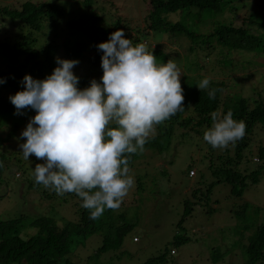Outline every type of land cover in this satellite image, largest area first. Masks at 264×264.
<instances>
[{
  "label": "trees",
  "instance_id": "obj_1",
  "mask_svg": "<svg viewBox=\"0 0 264 264\" xmlns=\"http://www.w3.org/2000/svg\"><path fill=\"white\" fill-rule=\"evenodd\" d=\"M226 1L150 0L151 8L144 16L148 29L138 30L136 28L134 35L131 34L129 25L125 23L128 20L126 18L119 16L109 25L95 24L94 21L100 17L94 15L67 19L65 7L53 1L37 3L26 0L19 8L2 6L0 8L1 19L5 18L12 22L15 26L13 29L15 33L0 41V64H2L0 65V79L5 81L0 84V126L7 121L11 122L6 135L2 137L0 134V183L5 180L6 172L13 175L15 169L11 168L22 161V153L16 149H9L10 146L5 145L4 142L13 139L20 124L26 118L35 115V110L32 109H25L22 110V114H17L9 96L23 90L21 81L25 74H29L34 79H44L57 67L55 57L59 48L56 42L57 37L61 34L65 36L61 46L67 58L79 60L86 56L90 62V71L79 77V88L87 87L91 79L99 80L102 76V50H98L97 45L107 41L110 33L118 28H122L125 38L131 39L134 44L140 41L141 35L147 34L146 31L158 30L173 35L174 33L184 35L190 41V55L196 52V54L203 53L209 56L213 50H217L216 53L223 56L219 63L224 66L225 63L231 64L234 61L233 52H248L253 56H263L264 9L262 8H259V11L263 17L249 12L246 16L247 21L244 19V24L241 26H235L232 22L222 20L214 23V27L206 33H197L195 30L187 28L180 20L172 21L166 19L164 15V13L174 12H180L182 15H188L191 12H196V14L204 12L206 15H216L217 17L224 11L223 4ZM83 3L86 6H91L95 4V1L83 0ZM234 7L237 5L232 2L231 11L233 12L235 11ZM198 18L197 21H201V16ZM9 31L10 29L0 27V33ZM85 32H92L95 36L90 40L81 38L80 35ZM50 34H52V38L48 39ZM162 53L164 52L159 48L153 49L157 61L163 59ZM243 60L252 65H263V62L260 63L252 57ZM186 61L184 68L196 72V74L189 75L188 79L180 80L184 90V110L156 125V131L146 142L143 152L128 154L129 169L134 164H140L143 160L150 159V163H152V159H154L156 163L160 160L158 156L170 149L171 142L174 141L177 134L193 133L203 142L201 149L206 147L207 152L204 157L205 160H208L207 166L215 176V181L228 184L231 195L240 196L246 186L264 179V144H253L255 128L258 125L264 126V89L258 90L254 86L249 95H243L242 90L229 93L228 89L232 86L228 83V71L224 72L226 76L223 79H215L201 72L204 63L198 60L196 62L186 59ZM241 62L244 63V61ZM196 66H198L197 71ZM27 67L28 69H26ZM250 76L243 75L242 78L247 79ZM206 77L210 80L209 87L217 89L215 99H209L206 89L199 90L196 87ZM4 89L9 91L7 96L1 95V91ZM229 111L232 112L234 119L242 120L246 124L245 135L235 145H229L224 149H214L204 141V133L212 126L213 114L223 116ZM253 148L256 149L259 157L256 165L250 164L249 161L252 160L247 157ZM188 170L189 174L192 169L189 167ZM34 179L27 180L30 187L39 186ZM137 182L141 184L139 179ZM208 185L211 187L213 183ZM42 191L46 198H49L50 194H56L53 190L51 193L46 189ZM190 191H192L191 196L184 199L183 211L176 225L179 228L182 227L186 217L193 212L194 206L202 204L198 203L202 197L198 196L197 190L192 187ZM208 195L209 191L203 197L206 198ZM66 196L72 197L74 201L76 219L64 223L59 221L60 224L57 215H37L31 222L36 226L37 231L27 238L15 233L17 224L23 220L22 215L8 220L0 219V264H71L69 258L71 252L80 244H84L86 239L94 233L102 236V243L96 252H107L120 247L124 235L135 222L134 218L131 219L127 216L133 212L130 207L120 205L117 209H106L101 217L92 220L89 218V210L81 206L82 201L76 194L65 193L64 198ZM248 206V203H243L239 211H243ZM213 209L214 207H209L208 210ZM241 230L239 231L242 234L241 239L245 231L249 232L245 235L246 242L241 240L244 258L237 264H264V221L253 220ZM187 238L184 234L178 233L174 242H182ZM166 254L167 251L149 258L142 264H160L166 260ZM220 256V253H213L211 259L216 261Z\"/></svg>",
  "mask_w": 264,
  "mask_h": 264
},
{
  "label": "rangeland",
  "instance_id": "obj_2",
  "mask_svg": "<svg viewBox=\"0 0 264 264\" xmlns=\"http://www.w3.org/2000/svg\"><path fill=\"white\" fill-rule=\"evenodd\" d=\"M24 1L26 0H0V8L4 5L19 8ZM30 1L60 3L67 11V19L83 15L100 17L94 21L97 25H109L120 16L128 19L125 23L129 25L132 35L135 34L136 28L138 30L148 29L144 16L151 8L150 0H94L95 4L91 6H86L83 0ZM232 2L237 5L234 7V12L231 11ZM259 8L264 9V0H227L223 4L224 11L217 17L206 15L204 12L199 14L191 12L188 15L174 12L164 13V15L166 19L172 21L180 20L187 28L197 33H206L214 27L217 21L224 20L232 22L235 26H241L245 20L247 21L246 16L249 12L263 17ZM200 16L201 21H197ZM1 18L0 16V27L10 29V31L0 33V41L15 33L13 23ZM146 33L141 35L140 41L135 44L144 43L149 50L153 45V49H161L164 52L162 53L163 59L157 61L158 63L167 62L170 59L175 60L181 73L180 80L188 79L189 75L196 74L184 68L186 59H189L204 63L201 72L211 78L223 79L226 76L224 72L228 71V83L232 86L228 89L229 91L227 90L229 93L242 90L243 95H249L254 86L258 90L264 89V55L253 56L248 52H233L234 61L231 64L225 63L224 66L219 63L223 56L217 54V50H213L209 56L203 53L196 54V52L190 55V41L184 35L176 33L173 35L158 30L146 31ZM94 36L92 32L80 35L86 40ZM51 38L52 34L48 39ZM63 38H65L64 34L56 38L59 48L55 57L69 59L61 46ZM251 57L260 63L263 62V65H252L243 60ZM78 61L79 63L73 68V73L81 77L90 71V62L86 56ZM197 69L198 66H196V71ZM243 75L251 76L243 79ZM8 94V90L1 91L3 96ZM33 116H29L20 124L13 139L4 142L5 145L10 146L9 149L21 152L20 144L24 142L21 132ZM10 126V121L0 126L2 137L9 131ZM253 140V144H264V126L258 125L255 128ZM171 143L170 149L158 156L160 160L156 163L154 159L152 163L150 159L143 160L140 164H134L130 169L129 174L134 177V187L130 189L120 205L130 207L131 212L135 211L134 214L132 212L127 215L131 219L134 218L135 222L124 235L120 247L107 252H96L102 243V236L94 233L86 239L84 244H80L71 252L69 256L71 264H142L165 251H167L166 260L160 264H237L243 260L241 240L246 242L245 235L249 231H245L242 239L239 231H242L241 228L248 222L264 221V179L246 186L240 196H233L228 184L215 181V176L207 166L208 160L204 157L207 152L206 147L201 149L203 142L198 136L193 133H179ZM21 157L22 161L11 168L15 169L14 174H9L7 171L4 175L5 180H1L0 219L8 220L22 215L23 220L17 224L15 233L23 238L36 233L37 228L31 222L37 215H57L58 222L61 223L75 220L76 207L72 197L64 198V195L50 194V197L46 198L42 190L46 189L51 193L50 188H45L42 184H38V187L36 185L30 187L27 184V180L34 179L33 170L36 164L43 163V161L35 156H30L29 160H25L23 154ZM247 157L252 160L249 161L252 165H256L259 159L255 148ZM189 167L195 172L191 174L192 176L188 174ZM137 179L141 184L137 182ZM211 182L213 185L210 187L208 184ZM192 187L197 190L198 196L202 197L198 200V203L202 204L194 206L193 212L186 217L182 227L179 228L176 225L183 211V202L187 196H191ZM208 191L209 195L206 198L203 197ZM245 202L248 203V208L239 211ZM256 206L257 209H255ZM209 207H214V209L208 210ZM178 233L188 238L182 242H174ZM213 253H220V258L213 261L211 259Z\"/></svg>",
  "mask_w": 264,
  "mask_h": 264
},
{
  "label": "clouds",
  "instance_id": "obj_3",
  "mask_svg": "<svg viewBox=\"0 0 264 264\" xmlns=\"http://www.w3.org/2000/svg\"><path fill=\"white\" fill-rule=\"evenodd\" d=\"M153 47L134 44L118 28L97 45L102 50L99 82L93 78L79 88L73 73L79 61L56 58L50 75L34 79L25 74L23 90L9 96L17 114L35 110L20 144L25 160L43 161L33 170L35 182L57 195L76 194L92 220L119 208L134 187L128 154L143 152L155 126L184 110L177 63H158ZM209 86L207 77L196 85L215 99L217 89ZM212 120L203 139L214 149L235 145L245 135L246 124L231 111L213 114Z\"/></svg>",
  "mask_w": 264,
  "mask_h": 264
}]
</instances>
